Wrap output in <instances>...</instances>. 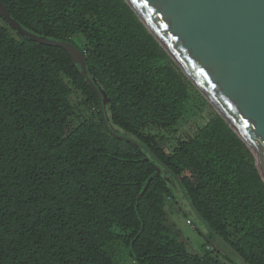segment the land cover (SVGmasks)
<instances>
[{
  "label": "trees",
  "instance_id": "obj_1",
  "mask_svg": "<svg viewBox=\"0 0 264 264\" xmlns=\"http://www.w3.org/2000/svg\"><path fill=\"white\" fill-rule=\"evenodd\" d=\"M3 2L26 30L84 53L104 109L66 49L29 39L0 13V264H115L117 244L139 264H223L167 222L165 173L214 237L264 264V181L225 119L215 111L170 150L147 131L177 124L194 85L132 7ZM74 95L87 115L71 127Z\"/></svg>",
  "mask_w": 264,
  "mask_h": 264
},
{
  "label": "water",
  "instance_id": "obj_2",
  "mask_svg": "<svg viewBox=\"0 0 264 264\" xmlns=\"http://www.w3.org/2000/svg\"><path fill=\"white\" fill-rule=\"evenodd\" d=\"M125 1L249 147L264 181V0ZM0 13L18 33L66 49L97 94L99 110L103 112L100 91L88 75L84 53L75 44L26 30L11 16L3 0H0ZM109 129L117 137L140 146L125 133ZM217 238L230 248L225 240Z\"/></svg>",
  "mask_w": 264,
  "mask_h": 264
},
{
  "label": "rangeland",
  "instance_id": "obj_3",
  "mask_svg": "<svg viewBox=\"0 0 264 264\" xmlns=\"http://www.w3.org/2000/svg\"><path fill=\"white\" fill-rule=\"evenodd\" d=\"M79 44L82 39L76 40ZM72 100L75 110L70 117V126H75L87 115L79 103L80 97L74 95ZM214 106L205 96L194 86L190 92L188 100L184 103L182 116L171 128H159L150 126L147 131L165 138V147L172 149L180 140L189 138L194 131L203 125L214 113ZM173 196L169 198L165 205L167 222L174 227L182 240L188 243L189 248L196 253H204L211 250V254L216 256L223 264H240L239 256L234 253L225 243L214 237L209 228L202 222L199 215L184 196L180 186L175 183L174 178L165 173ZM214 249V250H213ZM115 264H139L129 255L128 248L117 244L114 254Z\"/></svg>",
  "mask_w": 264,
  "mask_h": 264
}]
</instances>
